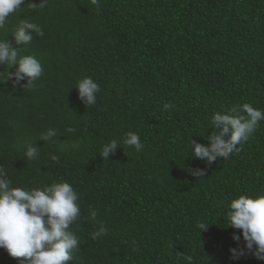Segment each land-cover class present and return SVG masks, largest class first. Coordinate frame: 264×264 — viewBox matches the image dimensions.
Listing matches in <instances>:
<instances>
[{"label": "trees", "instance_id": "1", "mask_svg": "<svg viewBox=\"0 0 264 264\" xmlns=\"http://www.w3.org/2000/svg\"><path fill=\"white\" fill-rule=\"evenodd\" d=\"M29 2L41 0H25L0 41L44 71L34 88L0 76V167L12 187L66 181L78 191L83 216L71 228L79 251L69 264H189L178 252L191 264H264L227 218L231 200L264 195V120L238 153L210 167L190 143L209 146L217 112L243 103L264 111V0H98L99 9L91 0H46L43 9ZM24 19L44 35L15 45ZM85 77L100 86L87 108L76 89ZM49 129L56 135L40 140ZM129 131L142 150L124 144ZM112 140L119 148L103 160ZM30 145L40 148L36 160L25 156ZM101 225L107 234L93 240ZM229 249L246 254L233 259ZM0 264L20 260L0 248Z\"/></svg>", "mask_w": 264, "mask_h": 264}, {"label": "clouds", "instance_id": "2", "mask_svg": "<svg viewBox=\"0 0 264 264\" xmlns=\"http://www.w3.org/2000/svg\"><path fill=\"white\" fill-rule=\"evenodd\" d=\"M99 9L98 0H91ZM25 4V0H0V28H2L11 14L16 13ZM46 0H41L37 5L28 3L32 9H43ZM43 37L44 32L36 23L27 19L21 20L13 34L15 45H26L33 40V35ZM20 49L13 46L9 40L0 41V65L18 68L15 73L0 72L5 78V84L13 81L14 86L34 88L35 81L43 75V66L31 55L20 56ZM27 80L26 85L20 82ZM76 89L78 98L85 107L93 106L97 102V93L100 86L91 77L78 81ZM174 107L170 102L164 104V110ZM264 120V111L254 108L250 103L234 105L227 113L217 112L212 118L213 130L207 136L209 146L191 139V147L195 159L205 161L210 167L218 159H229L241 149L238 145L247 142L257 130L260 121ZM68 132L75 129L68 128ZM56 135L55 129H49L42 134L40 140L48 141ZM124 144L134 146L137 151L143 149L140 136L129 131L125 134ZM119 148L116 140L106 143L100 156L109 159L115 155ZM40 148L28 146L25 156L28 160L39 158ZM51 159L59 162V156L53 155ZM190 175L200 178L207 175L206 169L189 168ZM12 182L7 178V173L0 167V248L7 251L10 257L20 260V264H69L76 252L79 251V238L71 226L81 220L77 190L68 182L53 181L50 186L26 190L21 187H12ZM95 219L97 212H90ZM230 227L241 230L245 247L248 253L256 259L264 260V195L255 198L240 195L231 200L230 210L227 212ZM201 233L209 230V225L198 223ZM106 228L101 225L99 231L92 234L96 240L101 235H106ZM241 237L234 235L233 240L239 242ZM127 243V241H125ZM134 252L139 251L137 241H132ZM233 259H239L246 253L243 249H229ZM189 264L192 257L177 253Z\"/></svg>", "mask_w": 264, "mask_h": 264}]
</instances>
